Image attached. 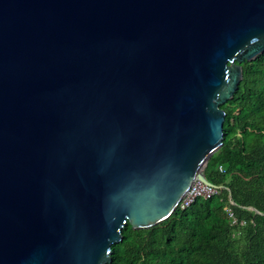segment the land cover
Wrapping results in <instances>:
<instances>
[{
	"label": "water",
	"instance_id": "obj_1",
	"mask_svg": "<svg viewBox=\"0 0 264 264\" xmlns=\"http://www.w3.org/2000/svg\"><path fill=\"white\" fill-rule=\"evenodd\" d=\"M263 53L264 0H0V264H110L211 185Z\"/></svg>",
	"mask_w": 264,
	"mask_h": 264
},
{
	"label": "trees",
	"instance_id": "obj_2",
	"mask_svg": "<svg viewBox=\"0 0 264 264\" xmlns=\"http://www.w3.org/2000/svg\"><path fill=\"white\" fill-rule=\"evenodd\" d=\"M242 70L221 107L222 145L204 170L217 194L154 227L127 224L110 264H264V53Z\"/></svg>",
	"mask_w": 264,
	"mask_h": 264
},
{
	"label": "built area",
	"instance_id": "obj_3",
	"mask_svg": "<svg viewBox=\"0 0 264 264\" xmlns=\"http://www.w3.org/2000/svg\"><path fill=\"white\" fill-rule=\"evenodd\" d=\"M219 170L222 171V168H219ZM215 194H217L216 188L211 185L204 184L200 181H196L189 188L188 192L185 194L178 207L181 210H184L189 207L196 198L209 199ZM229 216L231 217L232 215L229 214Z\"/></svg>",
	"mask_w": 264,
	"mask_h": 264
}]
</instances>
